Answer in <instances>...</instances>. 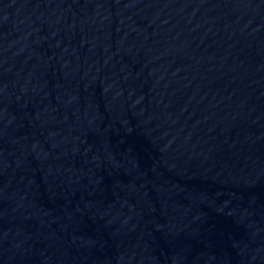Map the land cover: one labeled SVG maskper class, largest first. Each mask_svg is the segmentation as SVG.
<instances>
[{"label":"water","instance_id":"1","mask_svg":"<svg viewBox=\"0 0 264 264\" xmlns=\"http://www.w3.org/2000/svg\"><path fill=\"white\" fill-rule=\"evenodd\" d=\"M0 264H264V0H0Z\"/></svg>","mask_w":264,"mask_h":264}]
</instances>
